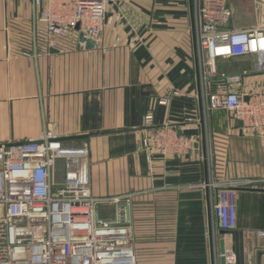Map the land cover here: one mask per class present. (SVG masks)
Here are the masks:
<instances>
[{"label":"crops","instance_id":"1","mask_svg":"<svg viewBox=\"0 0 264 264\" xmlns=\"http://www.w3.org/2000/svg\"><path fill=\"white\" fill-rule=\"evenodd\" d=\"M191 1L110 0L99 43L69 33L41 51L33 32L47 1L0 0V144L47 134L85 147L99 216H113L112 197L129 205L136 264H220L221 241L235 264H264V131L206 107L222 87L264 91V70L254 55L219 57L220 74H247L238 85L200 84ZM183 121L194 136L186 156L142 146L163 123ZM210 181L238 184L232 231L217 227Z\"/></svg>","mask_w":264,"mask_h":264},{"label":"built area","instance_id":"2","mask_svg":"<svg viewBox=\"0 0 264 264\" xmlns=\"http://www.w3.org/2000/svg\"><path fill=\"white\" fill-rule=\"evenodd\" d=\"M46 1L35 19L33 47L48 51L69 33L99 43L110 0ZM192 19L201 81L220 76L225 84H240L248 71L220 74L219 57L254 55L253 68L264 70V27L231 28L224 0H193ZM208 107L227 111L242 130L264 131V92L242 95L222 87L209 95ZM143 121L150 124L152 114ZM191 127L187 121L163 123L142 146L162 156H186L194 148V136L186 133ZM86 157L85 147L65 146L47 134L0 144V264H136L127 203L112 197L113 216H99L104 200L91 194ZM59 159L63 175L56 180ZM207 185L217 227L232 231L238 184ZM223 255L225 264H235L231 248Z\"/></svg>","mask_w":264,"mask_h":264},{"label":"rangeland","instance_id":"3","mask_svg":"<svg viewBox=\"0 0 264 264\" xmlns=\"http://www.w3.org/2000/svg\"><path fill=\"white\" fill-rule=\"evenodd\" d=\"M191 2L193 6V0ZM224 2L230 14L229 26L231 28L238 29V28H249V27H257V26L264 27V0H224ZM192 23H193V19H192ZM207 82L208 81L204 82L200 80V84L201 83L206 84ZM163 99L166 100V98ZM208 100H209V95H208ZM206 107L207 109L209 108L208 104H206ZM61 164H62V159L61 160L59 159L58 170H57L58 174L56 180L62 179L63 174H62ZM1 211L2 210L0 207V215H1Z\"/></svg>","mask_w":264,"mask_h":264},{"label":"water","instance_id":"4","mask_svg":"<svg viewBox=\"0 0 264 264\" xmlns=\"http://www.w3.org/2000/svg\"><path fill=\"white\" fill-rule=\"evenodd\" d=\"M76 28H77V25H76ZM79 40L81 42H85V45L86 47H92L94 45L93 41L90 40V39H85L83 37L82 34L79 35ZM244 99H246V97H244ZM83 136H72V137H66V139H74V138H81ZM121 201H125V198H122ZM126 206V217H127V220L130 221V211H129V205L128 204H125ZM224 250H225V247H224V242L221 241L220 242V264H225V259H224Z\"/></svg>","mask_w":264,"mask_h":264},{"label":"bare ground","instance_id":"5","mask_svg":"<svg viewBox=\"0 0 264 264\" xmlns=\"http://www.w3.org/2000/svg\"><path fill=\"white\" fill-rule=\"evenodd\" d=\"M219 51H221V53H226V48H221Z\"/></svg>","mask_w":264,"mask_h":264}]
</instances>
